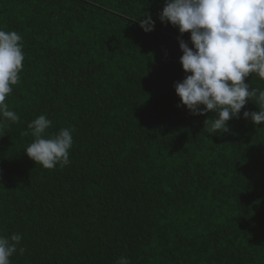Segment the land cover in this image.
<instances>
[{
  "label": "trees",
  "instance_id": "16d2710c",
  "mask_svg": "<svg viewBox=\"0 0 264 264\" xmlns=\"http://www.w3.org/2000/svg\"><path fill=\"white\" fill-rule=\"evenodd\" d=\"M163 7L0 0V28L25 54L6 98L19 120L0 123V235L22 237L11 264H264V124L243 118L259 108L209 134L214 113L177 107L179 39L192 45ZM245 83L264 89L255 73ZM40 115L45 138L72 130L69 164L24 153Z\"/></svg>",
  "mask_w": 264,
  "mask_h": 264
},
{
  "label": "clouds",
  "instance_id": "9594fccd",
  "mask_svg": "<svg viewBox=\"0 0 264 264\" xmlns=\"http://www.w3.org/2000/svg\"><path fill=\"white\" fill-rule=\"evenodd\" d=\"M158 18L177 28L181 36L190 33L191 47L178 38L185 77L174 83L180 98L177 107H186L192 115L214 113L209 134H217L221 129L227 132L228 122L240 118L241 110L255 98L259 111L245 110L243 118L254 126L264 124V89L245 83L252 73L264 80V0H164ZM140 27L145 33L154 30L150 13L144 14ZM21 41L16 31L0 28V123L19 120L6 98L20 80L25 59ZM50 126L51 120L45 115L32 120L28 128L35 139L24 151L46 169L69 164L73 145L69 128L45 138ZM21 239L18 233L0 235V264H11L10 257L17 252ZM116 264L129 262L122 256Z\"/></svg>",
  "mask_w": 264,
  "mask_h": 264
}]
</instances>
